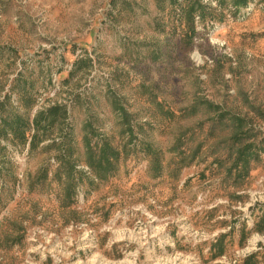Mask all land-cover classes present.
<instances>
[{
	"label": "rangeland",
	"instance_id": "rangeland-1",
	"mask_svg": "<svg viewBox=\"0 0 264 264\" xmlns=\"http://www.w3.org/2000/svg\"><path fill=\"white\" fill-rule=\"evenodd\" d=\"M13 116L0 264H264V0H0Z\"/></svg>",
	"mask_w": 264,
	"mask_h": 264
},
{
	"label": "trees",
	"instance_id": "trees-1",
	"mask_svg": "<svg viewBox=\"0 0 264 264\" xmlns=\"http://www.w3.org/2000/svg\"><path fill=\"white\" fill-rule=\"evenodd\" d=\"M233 3L237 4V5H244L246 3V0H233ZM196 4H193L192 6L189 7L188 12H189V15H190L191 19H192V15L194 13V10L196 8L199 9L201 7L199 4H197V7L195 8ZM201 13L202 12H200V14ZM58 107H60V106L52 107L51 111L53 112V111H55L57 109H60ZM43 114H44L43 112H39V115L37 116L38 117V121H36V123H35L36 126L38 125L39 120L43 116ZM8 129L10 130V133L15 137V139H17V141L19 143H25L26 137H27L26 133L28 131V124L26 122H23L20 119H17V116H13L10 119L9 122L5 121L3 118L0 119V138H3V139L7 138ZM36 139H37V135H35V134L32 135L31 136V143H35L36 141H39V139L38 140H36Z\"/></svg>",
	"mask_w": 264,
	"mask_h": 264
}]
</instances>
